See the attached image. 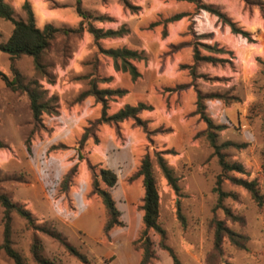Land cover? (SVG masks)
I'll return each mask as SVG.
<instances>
[{
	"label": "rangeland",
	"instance_id": "374dc122",
	"mask_svg": "<svg viewBox=\"0 0 264 264\" xmlns=\"http://www.w3.org/2000/svg\"><path fill=\"white\" fill-rule=\"evenodd\" d=\"M28 2L39 29L50 24L71 31L56 34L41 56L45 75L34 69L31 57L20 56L14 60L24 82H36L44 92L43 100L50 102L52 111L43 113L40 121L33 120L26 94L11 91L0 81V143L3 146L0 148V193L14 203L32 200L39 212L49 213L48 217L56 211L57 218L53 216L44 222H38L31 214L34 226L58 232L91 263L139 264L144 192L142 178L136 173L144 155L149 154L157 182L164 244L181 264H205L213 246V218L224 221L228 228L249 239L246 250L236 249L225 239L218 264H264V205L258 208L246 191L224 181L221 189L236 194L237 198L229 197L223 205L234 216L242 217L244 224L227 220L222 209L213 212L217 196L212 189L221 172L217 157L212 155L213 150L204 136L185 142L183 135L184 118L194 110L196 91L215 96L204 103L206 115L214 124L224 126L216 133L217 144L245 145L242 149L231 147L222 151L227 161L238 162L246 170V175H231L255 180L264 195V0H249L251 5L243 0H200L249 33L248 39L233 35L226 25L208 13L170 26L165 38L157 32L139 37L134 30L136 23L162 9L164 5L159 0H80L85 20L76 12V0ZM126 4L137 9L131 10ZM10 6L16 20L25 19L22 5ZM80 23L83 31L73 32ZM88 24L103 30H118L122 26L128 30L122 38L101 40L98 45L104 49L126 46L143 50L146 60L137 64L141 77L136 82L131 83L126 74L116 72L111 61L99 53L87 32ZM12 29L10 22L0 19V43L9 38ZM182 42L191 45L182 46ZM203 44L225 48V53L214 54L230 63L202 62L195 67L193 78L184 77L178 65L191 59L194 47L201 54H207ZM9 66V55L0 51V71L10 76ZM101 78H112V81L101 84ZM91 80L101 88L119 85L129 90L127 96L109 102L108 114L127 102L153 104V112L146 120L149 134L129 119L117 126L101 127L104 131L91 129L88 140L78 150L77 143L84 129L100 115L101 105L93 98L90 103L87 99L77 100ZM173 81L188 83L180 109L162 107L153 95L154 86ZM196 125V133H201L203 125ZM155 152L165 153L163 159L179 179L178 193L158 169ZM88 164L97 169H111L117 175V184L110 194L120 211L122 226L114 227L107 234L103 232L106 211L100 198L92 193ZM74 165H77L76 173L68 190L61 195L56 186ZM2 215L0 205V245ZM10 224L12 248L26 264H37L30 253L34 238L39 241L43 259L54 264H81L59 242L34 230L16 213L11 214ZM147 237L156 254L151 264H173L168 252L159 247V235L150 230ZM0 259L12 262L1 249Z\"/></svg>",
	"mask_w": 264,
	"mask_h": 264
},
{
	"label": "trees",
	"instance_id": "16d2710c",
	"mask_svg": "<svg viewBox=\"0 0 264 264\" xmlns=\"http://www.w3.org/2000/svg\"><path fill=\"white\" fill-rule=\"evenodd\" d=\"M164 7L153 12L148 18L143 19L136 23L135 33L139 37H148L158 32L163 38L168 35L170 25H174L184 20L190 22L193 17L202 13L214 15L218 21L226 25L233 35L241 36L242 38H249V33L238 28L235 23L229 20L224 14L212 6L202 4L200 0H159ZM246 4L251 5L249 0H243ZM131 10H136V7L126 4ZM25 13L24 20H16L14 17V9L4 0H0V19L8 21L12 24L13 29L9 38L0 43V51L9 55L10 60V76H7L0 71V81L13 92H21L26 94L29 100V108L34 121H40L43 113H50V102L44 101V92H42L36 82L25 83L23 77L14 66V60L20 56L31 57L33 60L34 69L45 75L44 66L41 63V56L49 48L51 40L56 34L67 33L71 30H64L55 28L50 24H46L42 29H39L35 24V17L31 9L30 3L26 0L21 6ZM76 12L83 20L87 19L86 15L81 11L80 0H76ZM73 32H82L83 24L80 23L79 27ZM87 32L93 37L96 45L98 46L99 53L109 59L112 63L113 69L116 72L126 74L132 82H136L141 73L137 64L145 61L146 56L143 50L128 48L126 46H116L107 49L98 45L101 40L109 39L115 40L122 38L128 33V30L122 26L118 30H103L93 27L91 24L87 26ZM182 46H190L188 42H182ZM207 54H201L197 47H194L191 54V59L187 63H180L178 70L183 72V76L193 78L195 76V67L199 63H230L228 59H222L215 56L214 53H225V48L216 49L217 44L213 46L203 44ZM228 52V51H227ZM231 54V52H228ZM112 78H101V84H109ZM188 83L182 81H173L170 84H162L154 87L153 95L162 107L169 109L183 108V93L186 91ZM128 91L119 86L116 87H99L96 81L91 80L88 84V89L81 92L78 96V101H83L87 98H93L95 103L100 104V115L93 123H89L90 127L84 129L77 145L78 150L81 149L89 138V131L91 129L100 128L102 126H117L129 119H132L136 126L141 127L145 134H149L147 129V122L140 118V114L145 111H152L153 107L143 102L136 104L125 103L120 109L113 114H108V104L117 98H123ZM215 96L202 95L196 91L194 110L187 117L184 118L183 135L185 142H190L200 136H204L213 150L212 155L217 157L218 164L221 172L215 179V184L212 192L216 194L217 200L213 208V212L217 209H222L227 220L231 222H239L244 224V219L239 216H234L232 212L224 207L223 202L227 198L236 199L237 195L231 192H224L221 185L224 181H228L231 185L240 187L246 191L251 199L256 203L258 208L264 205V195L261 194L258 184L255 180L248 181L242 178L232 176V173L246 175V170L242 164L238 162H229L226 160L225 154L222 152L225 149L234 147L242 149L244 144H235L232 142H223L217 144V132L224 129L222 125H216L205 113V103L207 99H212ZM197 123L203 125L201 133H196L198 126ZM196 133V134H195ZM0 143V148H2ZM164 152H155L154 158L156 165L164 178L167 180L171 188L178 193L179 187L177 185L178 178L174 176L172 168H170L162 155ZM78 160L81 159L80 153L77 155ZM77 165H74L69 172L63 177L62 182L56 186L59 194H64L71 183V179L76 173ZM88 170L91 173L92 179V193L98 196L106 211V222L103 226L104 234H107L114 227H121L120 211L116 207L115 201L111 197L110 190L117 184V175L111 169L99 168L88 164ZM264 172V168H262ZM137 177L142 178L143 199L141 211L142 223L144 229L138 241H142L141 259L139 264H151L156 259V254L152 248V243L147 237L148 231H153L160 237L159 247L168 252L172 258L173 264H181L172 250L164 244L165 232L159 223V197L157 182L153 172V159L149 154L144 155L140 162L139 169L136 173ZM50 196L52 193H49ZM0 205L3 209L2 215V243L0 249L5 253L8 259L13 264H26L24 258L12 248L11 241V214L16 213L19 217L25 219L34 230L44 232L57 242H59L64 249L74 257L81 264H93L88 258L80 253L77 249L69 245L65 239L54 230H45L34 226V219L31 213L26 210L22 205L12 202L4 193H0ZM213 246L208 253L205 264H218L222 257V245L225 239L238 250H246L249 241L248 236L235 232L228 228L224 221L213 218ZM137 243V242H136ZM39 241L34 238L30 246L31 256L37 264H54L40 256ZM113 257L110 258L111 261Z\"/></svg>",
	"mask_w": 264,
	"mask_h": 264
},
{
	"label": "crops",
	"instance_id": "0c3cea01",
	"mask_svg": "<svg viewBox=\"0 0 264 264\" xmlns=\"http://www.w3.org/2000/svg\"><path fill=\"white\" fill-rule=\"evenodd\" d=\"M6 3H8L9 5H12V6H20V5H22L23 3H24V0H10V2L11 3H9V2H7V0H4ZM27 1H29V0H27ZM178 24V23H177ZM175 25V24H174ZM170 26H172V25H170ZM169 30V29H168ZM158 33V32H157ZM128 77V76H127ZM129 78V77H128ZM130 79V78H129ZM130 82L131 83H134V82H132L131 80H130ZM117 86H119V85H117ZM160 86V85H159ZM119 87H121V86H119ZM155 87V86H154ZM154 87H153V92H154ZM121 88H123V89H126L127 91H128V93H127V95L129 94V90L127 89V88H124V87H121ZM126 95V96H127ZM125 97V96H124ZM155 97V96H154ZM91 98H87V101H88V103H90V100ZM128 104H130L129 102H127ZM152 107H154L153 106V104H150ZM151 112H153V110L152 111H145V112H143V113H141L140 114V117L141 118H143V119H145V121L146 120H148L149 119V115L151 114ZM102 127H105V126H102ZM105 130V128H101L100 127V131H104ZM45 197H46V200H45V203L46 204H48L49 203V198H48V195L47 194H45ZM19 203L21 204V205H26V204H28L27 206H25V208L36 218V219H38V222H44V221H47L48 219H50V218H52L53 216L55 217V218H57V212L53 209V211H55V212H51V216L50 217H48L49 216V213H47V214H43V213H41V212H39L38 210H37V207H36V204L32 201V200H20L19 201ZM18 203V204H19ZM0 264H12V262H10V261H8V260H4V259H0Z\"/></svg>",
	"mask_w": 264,
	"mask_h": 264
}]
</instances>
